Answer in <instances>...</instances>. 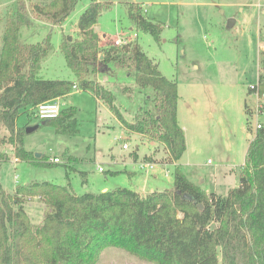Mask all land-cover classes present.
<instances>
[{
  "label": "trees",
  "instance_id": "obj_1",
  "mask_svg": "<svg viewBox=\"0 0 264 264\" xmlns=\"http://www.w3.org/2000/svg\"><path fill=\"white\" fill-rule=\"evenodd\" d=\"M79 1L42 0L33 9L51 24L62 25ZM109 6L93 0L78 20L79 37L62 40L60 49L77 84L41 77L54 47L49 38L36 45L21 42L22 27L31 24L25 5L7 20L0 56V163L10 161L8 146L15 160L35 163V154L24 148L26 128L18 119L23 114L33 118L41 103L65 98L78 86L107 104L127 131L164 145L168 158L160 163L175 166L174 186L144 196L128 188L77 195L51 182L18 185L10 194L0 184V264H97L109 247L154 264H264V127L253 134V110L247 104L253 139L239 186L226 197L207 193L189 180L176 165L187 150L178 120V84L162 74L138 42L101 46L107 37L95 26ZM128 17L134 27L160 41L163 24L149 20L139 4H129ZM261 63L264 68V55ZM115 69L140 90L151 92L148 109H141L134 123L116 106L114 91L92 77L112 76ZM259 83L264 95V74ZM76 114V108L69 107L58 118L40 123L71 136L78 133ZM3 130L8 135H1ZM186 194L191 199L184 198ZM33 198L48 208L37 226L25 209Z\"/></svg>",
  "mask_w": 264,
  "mask_h": 264
},
{
  "label": "rangeland",
  "instance_id": "obj_2",
  "mask_svg": "<svg viewBox=\"0 0 264 264\" xmlns=\"http://www.w3.org/2000/svg\"><path fill=\"white\" fill-rule=\"evenodd\" d=\"M41 1L0 0V52L7 20L18 6L25 5L31 24L22 27L21 42L36 45L49 38L54 47L43 63V78L77 84L60 45L66 36L79 37L78 20L93 0H80L62 25H53L34 12V5ZM98 1L110 5L96 25L101 37H107L101 46L112 45L115 37L138 42L162 74L178 84V115L187 143L180 169L189 180L203 179L205 189L226 197L239 185L240 171L253 139L248 130L247 104L253 110V134L256 131L257 100L250 94V86L264 74V0ZM132 3L139 4L149 20L163 24L160 41L132 25L128 17ZM232 19L236 23L230 26ZM111 74L92 77L114 91L116 106L129 123H134L141 109H148L146 97L151 92L140 90L133 79L121 75L118 69ZM60 103L62 109L76 108L78 133L58 134L50 125L26 133L24 148L35 154V163L15 160L8 146L10 161L0 163V184L5 191L12 194L18 185L32 182L70 187L78 195L98 193L105 185L110 190H137L144 196L173 188L175 166L160 163L168 158L163 144L127 131L108 105L90 92L73 90ZM32 116L21 115L18 125L28 128L39 124L36 114ZM1 135L8 133L3 130ZM56 157L61 163L52 162ZM150 161L156 163L154 170L140 168V163ZM25 209L35 226L43 222L48 211L41 199L34 198ZM97 264L154 263L109 247Z\"/></svg>",
  "mask_w": 264,
  "mask_h": 264
},
{
  "label": "built area",
  "instance_id": "obj_3",
  "mask_svg": "<svg viewBox=\"0 0 264 264\" xmlns=\"http://www.w3.org/2000/svg\"><path fill=\"white\" fill-rule=\"evenodd\" d=\"M112 42L113 45L117 47H122L124 45H127L128 43H132V41L121 37L113 38ZM77 88L78 87L75 86V89ZM250 90L252 92L251 95H253L257 100V107L254 112V117H256L257 120L255 123L256 130H259L264 127V95L261 94L259 78L257 84L250 86ZM60 102H61L60 99H56L41 103L36 109V113H35L37 116L36 118H38L40 121H46V120L58 118L62 111V106ZM124 149H128V146L124 145ZM52 162L55 164H59L61 163V159L56 157L53 159ZM140 168L142 170L152 171L156 168V163L154 162L140 163ZM100 170H102V168H100ZM168 175L169 172L166 173V176Z\"/></svg>",
  "mask_w": 264,
  "mask_h": 264
},
{
  "label": "crops",
  "instance_id": "obj_4",
  "mask_svg": "<svg viewBox=\"0 0 264 264\" xmlns=\"http://www.w3.org/2000/svg\"><path fill=\"white\" fill-rule=\"evenodd\" d=\"M233 20V19H232ZM235 21V20H234ZM235 23H236V21H235ZM234 23V24H235ZM233 24V25H234ZM232 25V26H233ZM95 30H97L96 29V26H95ZM97 32V31H96ZM98 33V32H97ZM99 34V33H98ZM100 35V34H99ZM3 47V46H2ZM2 47H1V51H2ZM0 54H1V52H0ZM45 62V61H44ZM42 67H43V65H42ZM41 75V77L43 78V76H42V74H40ZM45 79V78H44ZM79 88H77V89H75V90H78ZM63 99V98H62ZM60 101H61V99H60ZM179 108V107H178ZM178 120H179V115H178ZM179 124H180V126L183 128V130L185 131V127L183 126V125H181V123H180V121H179ZM250 139H251V136H250ZM176 165H178V166H180V161L176 164ZM192 181V180H191ZM202 183H201V182ZM239 181H240V179H239ZM195 184H197V185H201V187H202V189L203 190H205L207 193H216V194H218L217 192H209L207 189H205L204 187H203V183H204V181H203V179H199V182L198 181H193ZM239 186V185H238ZM238 186H236V187H238ZM235 187V188H236ZM108 190H110V188H109V186L108 185H105V186H103L102 188H101V190H100V192H106V191H108ZM135 191H137V190H135ZM100 192H98V193H100ZM138 192V191H137ZM153 192V191H152ZM14 193V192H13ZM140 193V192H139ZM151 193V192H150ZM78 195V194H77ZM142 195H144V194H142ZM219 195V194H218ZM45 216V215H44Z\"/></svg>",
  "mask_w": 264,
  "mask_h": 264
},
{
  "label": "water",
  "instance_id": "obj_5",
  "mask_svg": "<svg viewBox=\"0 0 264 264\" xmlns=\"http://www.w3.org/2000/svg\"><path fill=\"white\" fill-rule=\"evenodd\" d=\"M234 23H235L234 20H230L229 25L232 26ZM70 39H72V37H70ZM102 59H103V57H101V60ZM42 125H45V122H42V123L36 124L34 126L28 127V128H26V133L27 134L33 133V132L37 131L38 129H40V127ZM40 156L41 155L37 154V157H40ZM184 198L191 199V197L189 195H187V194L184 196ZM199 207L202 208L201 205Z\"/></svg>",
  "mask_w": 264,
  "mask_h": 264
}]
</instances>
